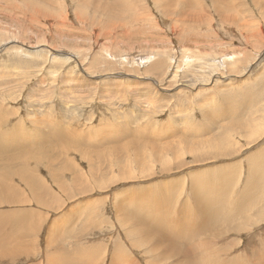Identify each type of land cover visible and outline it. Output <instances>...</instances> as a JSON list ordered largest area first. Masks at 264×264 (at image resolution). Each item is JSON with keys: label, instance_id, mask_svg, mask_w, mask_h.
Here are the masks:
<instances>
[{"label": "rangeland", "instance_id": "obj_1", "mask_svg": "<svg viewBox=\"0 0 264 264\" xmlns=\"http://www.w3.org/2000/svg\"><path fill=\"white\" fill-rule=\"evenodd\" d=\"M132 1L130 11L123 5L125 0L119 5L114 0H0V173L18 174L28 161L26 177L34 171L48 191L36 192L42 198L37 203L30 189L15 178L13 184L28 203L1 204L0 211L29 210L23 226H35L30 234H23L21 246L11 245L14 259H1L0 264H150L153 256L133 245L123 225L132 201L149 193L155 195L154 205L167 209L170 203L162 200H176L179 215V207L189 202L195 176L222 174L224 169L237 191L248 180L250 157L264 152V98L258 107L263 110L256 114L262 133L257 130L254 136L244 127V119L253 111L241 116L243 109L237 105L240 96L246 103L264 93V0H217L224 16L215 12L213 1L199 0L200 12L192 2L186 11L201 14L198 23L179 15L182 0H128ZM100 6H107L106 12ZM165 9L172 14H165ZM108 12L111 18L105 16ZM227 95L236 97L227 106L236 105L237 113L228 120L237 130L227 135L224 158L194 157L184 142L195 136L196 129L204 128L210 137L207 144L224 145V118L218 129L202 112L220 115ZM169 141L184 149L183 154L179 148L167 155L162 150L160 156L165 158L155 160L154 167L142 169L134 160L127 166L133 155L143 160L142 151L151 155V148H162ZM126 197H131L128 202ZM232 197L235 201L238 195ZM259 202V208L249 207L241 214L248 213L253 226L247 227V217L240 220L245 226L239 232L231 233L234 223L223 224L230 235L224 237L222 247L239 244L227 247L233 250L226 254L231 262L245 250L253 252L251 240L257 239L254 249L264 246V195ZM166 246L158 253L170 251ZM210 260L224 264V258L219 263L214 255Z\"/></svg>", "mask_w": 264, "mask_h": 264}, {"label": "bare ground", "instance_id": "obj_2", "mask_svg": "<svg viewBox=\"0 0 264 264\" xmlns=\"http://www.w3.org/2000/svg\"><path fill=\"white\" fill-rule=\"evenodd\" d=\"M174 1L175 0H173V2ZM210 1H213L212 2V5L215 8V12L218 13V14H220V16H224L223 11L222 12H219L218 9H217V4H218V3H216L217 0H210ZM192 2H195V3L198 4V6H199L198 7V11L199 12L203 9L202 8V3H200L199 0H195V1L194 0H191V2H187V0H182V3L178 7L179 8L178 13H179V15L181 14L182 17L184 16L185 19L187 18L190 21H193L194 23H198V22H200L203 19V17L201 16V14H198V13H195V12H192V11L191 12H187L186 11V7L190 6L192 4ZM121 3H122L121 0H114V5L115 4H118L119 5ZM132 3L135 4L134 1H132L130 3V2H128V0H125V2H124L123 5H124V7H127L131 11V5H132ZM81 4H82V2H81ZM106 5H108V4H106ZM174 5H175V3H174ZM100 7H102L101 9H102L103 12H106L107 6H100ZM119 8L120 7H118L116 5V14H120L119 13V11H120ZM174 8H176V7H174ZM173 10H175V9H173ZM187 10H189V8ZM192 10L194 11V9H192ZM122 11H123V9H122ZM170 11L171 10L168 11L167 9H165V14H170V13L172 14V11L171 12ZM132 12L134 13L133 10H132ZM108 14H106L105 16H108V17L111 18L112 12H108ZM124 14H125V12H124ZM229 16H230V14H229ZM155 64L152 66L153 69L156 66ZM160 65L161 64L158 62L157 63V66H160ZM263 87H264V85H263ZM237 95L239 96L240 94H237ZM224 98L226 99V97L223 96V102L221 104L222 112H221L220 115L214 114L211 110L210 111L209 110L208 111L206 110L207 112L206 111L205 112H202L203 113V116H204L203 118L206 119V121L207 120H212V122H215V126L218 129H220V127H222V125L220 126L219 124H220V121L224 118V132L226 134V139H224V145H222L220 147H217L215 145L207 144L208 139L210 137H209L208 134H204V128H203V126H200V127L203 128V130H200V131H198L199 129H196L195 128L197 130V131H194L195 129L193 130L195 136H193V138H191L188 142L185 141L184 144H186V146H187V148H185V149L186 150L187 149L189 150L188 153L194 155V157H196L198 155V157H196V158H199L201 156L202 157L203 156H206L204 159H206V158H209V159L224 158V148L227 149L228 146H229V139L227 140V135H230V133H232V132L234 133L237 130L235 124H233V122H231L232 120H228V118H230L234 113H237V109L234 107L236 105L233 104L234 106H232V107H234V108H232V107L231 108H228L229 106H227L228 105L227 103H231L232 101L234 102V99L236 100V97H234V95L233 96L227 95V101ZM263 98H264V93H262V95L259 96V97H255V98L249 99L246 103H244L245 100H246V98L243 99L242 96H240V98H238V99L241 100V103H238L237 105L240 106V107H242V109H243V112H240L239 115L243 116L245 114H248L249 111H253V113H252V115H250V117L244 119V122H245L244 127H246L248 129L249 133H252L253 136H254V133L255 132H256L255 134H258L259 132H260V134L262 133L261 131H259L262 128L261 127L262 123H261V121H259L261 119L260 118L258 119L257 118L258 116H256V114L257 113L260 114V111L263 110L261 108L258 109V107L260 105V102H263V100H262ZM0 115H2V114H0ZM238 118H240V117H238ZM3 120H4V118H3ZM233 121H234V119H233ZM237 121H239V120L237 119ZM262 121H264V120H262ZM229 122H230V124H229ZM139 124H140V122H139ZM226 125L228 127H226ZM250 126H253V128L255 127V129H251L252 127L250 128ZM27 127H29V126H27ZM256 127H258V129H256ZM52 129H53L52 131L58 130L57 129V126H56L55 130H54V128H52ZM141 129H143V128H141ZM83 131H81V132H83ZM62 132H63V130H62ZM197 132H199V133H197ZM14 133H16V132H14ZM189 133H190V131H189ZM16 135H14V136H16ZM56 135H58V133ZM238 135H239V133H238ZM20 136L22 137V135H20ZM37 136H39V135H37ZM66 136L68 137V135H66ZM259 137H261V136H259ZM33 138H35V137H33ZM53 138L54 137H52L51 140H52V142H55L53 140ZM0 139H2V135H0ZM18 140H19V138H18ZM28 140H29V137H28ZM44 140H45V138H44ZM151 140H152V138H151ZM185 140H187V139L185 138ZM33 141H29V142L30 143L32 142V144H33ZM81 141H83V140L81 139ZM21 142L19 144H21ZM29 142H28V145H29ZM66 142H68V141H66ZM131 142H132V140H131ZM167 142H168V140H167ZM167 142L166 143H163L162 148H151L152 151H153V153H154V154L152 153L153 156H151L152 154L149 155L148 152H146V154H145L144 153L145 151H142L144 153V154L143 153L141 154V155L144 156V159L143 160L142 159H136V158L133 159V157H134V155H133L132 159L130 160V162H129V164L127 166H132V164L134 165V162H135L136 165L142 164L143 166H140V168H142V169H144V168H151L152 166L154 167V161L155 160L157 161L158 159L165 158V156L164 157L163 156H160L159 151H162V150L167 151V152H164L165 153L164 155H167V154H169L171 152H173L175 154L176 150H178L177 148L180 147V146L177 147L178 145L176 146L175 145L176 143L173 144L170 141H169V143H167ZM176 142L178 143V141H176ZM64 143H65V141H64ZM68 143H66L64 145L66 146ZM84 143H86V142H84ZM23 144H25V143H23ZM55 144H57V143H55ZM0 145H2V144H0ZM126 145H128V144H126ZM143 145H144V143H143ZM52 147H53V145H52ZM54 147H56V146L54 145ZM128 147H131V146H128ZM61 148H63V147H61ZM143 148L145 149V147H143ZM147 148H150V146H147ZM24 149L26 150V148H24ZM84 149H82V150H84ZM179 149H180L179 151H181L182 154H183L184 149L183 150H182V148H179ZM82 150H81V152H82ZM213 150H214L215 153L212 154L211 151H213ZM181 152H180V154H181ZM0 153L2 154V152H0ZM132 153H133V151H132ZM61 154H63V153H61ZM101 156H103V155H101ZM44 157H45V155H44ZM32 158H33V156H32ZM27 159H29V157ZM250 159L251 160L249 162V175H248V180H247L246 184H244L242 186V188L239 189V190H237V191L235 190L237 187L236 188H233L234 185L231 184V178L232 177L230 176L231 175L230 172H229V174H225L224 173L225 172L224 169L222 170V174H221V171H219V173H217V174L213 171L214 172V175H211L212 173H206L204 175H198L197 174L198 176H195L192 179V182H191V188H190L189 193H188V201L189 202H186L181 207H179L180 208L179 215H178L177 210H176V208H177L176 207V203H177L176 200H175L174 203H171V200L164 198L162 201H164V202L168 201L170 203V206L167 209H165L163 206L160 208L157 205H154L153 202H152L153 199H151V197L153 198L155 195L150 197L149 196V193H148V195H146L147 196L146 198H141L140 197L139 200H138L139 202L137 201L138 204L136 206H134V205L137 202L135 203V201H132V199H130L129 201H132L135 204L133 203V205H132V202L130 203L131 204L130 206H133V207L130 210L127 209V211L125 213L126 216H127L126 217L127 220H123V225L126 227L125 230H126V233L128 234L127 236L129 237L130 241L133 243L134 246H136L138 248H142L145 251V253L151 254L153 256L152 259H154V261L153 260L149 261L150 264H153V263L155 264V262H159V264H166V263H168L170 261H174L173 264H211V260H210L211 255L216 256V258H217V260H218L219 263L224 258V264H240L239 263L240 261H243L244 264H264V257L258 256V255L264 254V246H260L259 245V247H257V249H254L255 246H256L255 245L256 242H254V241L257 240V239H254V241L251 240L250 243H249V247L251 248V250H253V252H248V251L245 250L246 254L245 255H242L241 257H239L240 255H238L236 257V259H234L233 262H231V260H230V255H226V254L229 251H231V252L233 251L232 249H229V248L237 247L239 244H235L234 243L231 246H226L225 248L222 247L223 244L225 245L226 240H227L224 237L227 236V235H230V231L227 228H225L223 224L226 223V224H229L232 227V224L234 223V225H236V227L234 229L232 228L231 233L234 232V231L239 232V230L242 229V227L245 226L243 223L240 224V220L242 218H246L247 217V227L248 226H253L254 224L251 223L252 221L250 222L249 214L247 213L245 216H243L241 214H243L249 207H251V208H259L260 207L259 197H261V196L264 195V182H263V179H264V152H258L257 153V156L250 157ZM133 160H134V162H133ZM14 162L15 161H13L12 163H14ZM37 162H43V161L41 159H38ZM64 162H66V161H64ZM198 162H201V161H198ZM27 167L29 169L28 161H24V164H23V167H22L23 170L20 171L18 174H15L14 172H11V171H6V172H4V174H3V172L0 173V205L1 204H6L8 206H10V205H23V204L25 205V204L28 203L27 199H23V197H20V190L18 189V187H16L13 184L15 178H18L19 181H21L22 183H24L30 189V191L34 195V198H35L34 200L37 201V203H42V198L39 197V194H37L36 192L38 190L43 191L44 188H45V190L43 192H48L47 191V188L42 183L41 184L38 183L39 180L34 175V171L32 172V174H30L29 177H26V169H27ZM169 167H171V166H169ZM166 169H167V167H166ZM112 170H113V168H112ZM233 170H231V171H233ZM119 171H120V168H119ZM70 172H72V171L70 170ZM237 172L238 171H236V173ZM61 174L63 175V173H61ZM79 174H83V173H79ZM129 174L131 175V173H129ZM247 174H248V170L246 172V178H247ZM79 176H81V175H79ZM79 176L78 177L74 176V177H76L77 180H78V178H81V181H83L84 184H85L86 183L85 182L86 180L85 181L82 180L85 177H83V175H82L83 178L82 177H79ZM92 176H93V174H92ZM233 176H234V174H233ZM69 177L71 178L72 176L70 175ZM235 177H236V174H235ZM125 178H126V176H125ZM145 179H147V178H145ZM75 181H76V179H75ZM190 181H191V179H190ZM80 182L77 181V183H80ZM64 183H66V182H64ZM73 183H74V186H73V184H71V185L73 187H75V182L73 181ZM95 183H96V181H95ZM101 183L102 182H100V184ZM104 183H105V181H104ZM110 184L111 183H109V185ZM65 185L67 186V183ZM68 185H69V183H68ZM86 185H88V184H86ZM89 185L91 187V184H89ZM89 185L87 187H89ZM101 185L104 186L103 183ZM70 187L71 186L68 187L69 190H70ZM159 187H160V190L164 189V188H161V186H159ZM81 190L83 191L82 194L84 195V192H86V191L83 190L82 188H81ZM93 190H94V188H93ZM62 191H63V189H62ZM73 193H72V195H74ZM232 194H234V196H235V194L238 195V197H237V199L235 201H233ZM63 195L65 196V194H63ZM51 196H52V194H51ZM53 197H54V194H53ZM128 198H131V197H128ZM128 198H127V202H128ZM190 200H192V202ZM56 201H57V199H56ZM159 203H160V201H159ZM153 205H154V207H151ZM44 206H46V205H44ZM121 206H123V205H121ZM121 206H120V203H119V207H121ZM154 208H155V210L153 211ZM28 212H29V210H12V211H8L7 213H2L0 211V260L1 259H5V258H7L8 260H10L12 258L14 259V256L13 255L16 256V251L14 252L12 250V248L14 246L12 247L11 245L12 244L13 245H15V244L17 245L18 244V245L21 246L22 243H23L22 242V238L24 236L23 234L25 232H28L30 234V232H32L34 230V226L35 225H29L30 228H25L23 226V222L25 221L27 223V221L29 220ZM155 212H156V214L154 216V213ZM162 215H164L165 217L161 218ZM9 216H11V217L9 218ZM117 216H120V215L117 214ZM155 217L161 218V219H156ZM177 218H178V220H176ZM243 221H244V219H243ZM244 222H246V219H245ZM54 226H55V224H54ZM36 229H38V227ZM50 230H51V228H50ZM213 235L217 236V238L219 240L215 239L213 237ZM48 239H50V238H48ZM54 240H55V238H54ZM222 241H225V242L224 243H221ZM218 242H220V243H218ZM166 244H167V246H166L167 248L168 247L171 248L170 251H167L168 250L167 249V250L163 251L162 253H160V251L158 253V250L161 249ZM253 246H254V248H253ZM227 247H229V248H227ZM14 249H15V247H14ZM16 249H18V248L16 247ZM247 249H248V247H247ZM20 250H21V248H20ZM27 255H28V253H27ZM57 256H59V255H57ZM112 264H116V261H113Z\"/></svg>", "mask_w": 264, "mask_h": 264}]
</instances>
